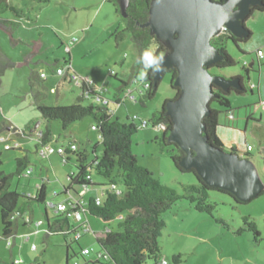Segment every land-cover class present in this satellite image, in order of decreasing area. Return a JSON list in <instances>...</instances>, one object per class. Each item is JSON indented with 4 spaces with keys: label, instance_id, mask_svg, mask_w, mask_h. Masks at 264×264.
Returning <instances> with one entry per match:
<instances>
[{
    "label": "rangeland",
    "instance_id": "374dc122",
    "mask_svg": "<svg viewBox=\"0 0 264 264\" xmlns=\"http://www.w3.org/2000/svg\"><path fill=\"white\" fill-rule=\"evenodd\" d=\"M7 1L21 9L22 18L21 23L13 33V38L16 39L14 44H10L9 37L0 30V53L8 59L22 61L30 50L31 40L39 41V54L34 56L39 57L46 63V65L42 64L39 67H42L48 73L47 82L49 84L46 81L45 83L38 81L36 72L29 79V84L27 75L32 70L29 64L7 69L0 76V127L5 129L13 126L25 133H28L29 129L37 123H40L42 128L44 121L35 107L36 104L34 106L29 103L30 99L35 100L36 97L39 98L41 103L47 105H71L75 103V97L79 94L80 88L74 83L64 81L58 89L50 86V80L53 78L50 75L52 74L51 70L55 69L53 61L55 59L59 62L61 64L59 67L63 65L64 58H68L63 46L70 38L77 39L71 50L73 70L81 75H86L96 84L104 85L107 88L108 92L104 95L110 100L108 107L111 111L115 110L117 115L111 114L113 118L118 117L119 121L125 122L129 121L128 117L136 114L138 119L148 120L152 112L162 108L165 99L173 98L175 92L170 86L171 76L169 73H165L158 81L154 97L147 101L145 106L139 103L140 97L137 90L141 88V82L136 81V79L135 82L128 85L133 90L132 93L136 96V99H123V91L118 93L120 99L123 100L121 104L113 102L117 87L120 86L119 80L128 82L127 79L131 78L133 74V65L137 58L136 49L128 36L123 41H116L114 37L115 32L121 30L124 26L120 12L115 10L119 5L118 0H50L42 4L29 0ZM9 15L4 16L8 17ZM245 25L251 31V37L246 43L238 46L244 54L237 50L235 44L228 42L225 51L234 59V65L224 70L209 69L210 73H219L222 76L237 73L243 78L242 83L244 85L246 75L242 69L243 63L248 64L253 58L255 59V53L258 50L264 55V12L252 11L245 20ZM19 38L22 40L18 41ZM250 69L256 72V63L255 67L252 66ZM111 70L117 72V75L110 76L109 72ZM139 70L136 72L138 73ZM250 76L251 79H248V82L249 84L253 83L254 93H256L258 75L250 73ZM32 86L37 87L38 96L35 94L36 89H33ZM261 86L264 88V78ZM32 92L35 93L32 94ZM246 94L236 95L234 93L229 95L228 99L231 106L242 108L244 106L241 103L244 102H249L248 105H254L256 98L252 97L253 95L250 96L248 91ZM90 103L91 101L87 99L81 101V104L86 106ZM236 103L241 105L237 106ZM212 106L218 107L216 104H212ZM83 120H86L89 124L93 123L90 118L85 117ZM27 123L28 125H26ZM136 123H138V120ZM53 124H58L59 129L61 128L59 122L55 121ZM89 124L86 130L83 127L81 128L85 133L87 131L89 143L86 142L87 138L85 136L84 139L76 141V144L80 148L87 149L86 151L89 153L88 161H91L95 155L100 156L101 145L100 143L94 145L97 141L98 132L90 130ZM163 126V124H158L152 128L149 123L145 128L134 133L131 137V150L136 157L137 164L147 167L154 179L181 193L182 184L187 185L196 182L195 175L177 170L172 164L167 151L160 150L154 139L160 135ZM35 130H32L33 134L36 132ZM19 136V134L10 133L8 137L10 140L6 143L0 142V171L3 173L14 171L13 160L7 159V157L17 153V149H5V144L13 147V140L18 139ZM251 145L253 144L251 143ZM254 146L251 154L256 156L257 149ZM95 148L96 154L93 153ZM28 155L33 169L32 175L26 178L13 177L10 190H16L20 193L21 189L24 188L23 185L27 184L26 187L33 190L34 184L41 179L37 176L40 165L43 164L44 168L50 166L47 159L38 158V155L36 157L33 149ZM55 157L57 158L58 155L53 154L52 158ZM242 157H248V155H242ZM254 160L252 163L264 185L262 162L257 159ZM52 167L61 172L59 158L54 159ZM53 169L51 170V178H54L53 173L55 171ZM61 173L62 181L69 183L68 178L65 176L66 173ZM91 175L95 180H104L95 172H92ZM46 186L48 196L49 191L54 188L56 189L54 190L55 193L62 190L60 183L57 186L56 184L53 185L50 179L49 183L46 182ZM118 188L123 189L121 184H118ZM208 196L209 201L215 203V209L211 215L196 211L189 202L183 199L176 201L170 209L162 214L165 226L162 229L158 244L161 257L165 263L173 264L171 261L173 255L179 253L181 254L179 264H264V193L251 201L240 204L235 203L233 198L217 192H210ZM19 202H21V198ZM43 206V204L34 202L31 206L34 210V219L42 233L35 237L31 234L30 239L27 241L14 239V244L11 247H6V241L1 239L0 264H11L13 259H16L20 264H64L65 248L62 246V239L50 236L44 237ZM48 215L51 216L50 211H48ZM242 216H249L250 220L256 224V230L258 233L260 232L258 236H254L248 230L236 233L238 228L244 227L241 220ZM215 219L223 220L228 224V227L216 223ZM93 221L104 224L99 219H93ZM104 225L110 229H116L117 219H113ZM92 231H95V229H92ZM93 237L95 236L92 232L88 233L81 237L80 242L85 243L87 240H92L90 254L85 257L95 260L97 246L95 244L96 239ZM10 240L13 239L10 238ZM32 246L35 248V252L30 250ZM71 246L74 251L77 250L75 244L71 243ZM73 261L70 260L69 264H72ZM78 261L81 262V260ZM151 263L148 259L145 262V264Z\"/></svg>",
    "mask_w": 264,
    "mask_h": 264
},
{
    "label": "trees",
    "instance_id": "16d2710c",
    "mask_svg": "<svg viewBox=\"0 0 264 264\" xmlns=\"http://www.w3.org/2000/svg\"><path fill=\"white\" fill-rule=\"evenodd\" d=\"M32 2L47 3L50 0H29ZM151 0H129L128 7L125 10V17H122L123 28L115 32V40L123 41L126 36L130 38L134 45L137 56L139 52L148 46H158V51L168 52L167 47L158 41L147 27H141L148 19V10L150 8ZM263 6L253 7L252 11L264 12V0H262ZM119 5L115 10L119 11ZM252 13V12H251ZM10 14L8 17L4 16ZM250 15V14H249ZM22 11L17 6L12 5L7 0H0V30L5 32L9 37L10 44H14L16 39L13 38V33L21 23ZM251 37V31L248 29V35L244 39L225 31L218 34L211 39V44L215 47L222 60L213 64L211 67L224 70L234 65V59L230 57L225 47L228 42H232L236 45L237 50L244 54L238 46L242 43H246ZM76 39V38H75ZM71 40V38H70ZM69 40V41H70ZM68 41V42H69ZM77 41V39H76ZM74 41L70 44V49L76 43ZM67 42V43H68ZM66 43V44H67ZM65 44V45H66ZM63 46V48L65 47ZM70 53V52H69ZM67 54L68 58H64L63 63H69L70 54ZM17 64L14 61L9 60L3 54L0 53V76L5 73L7 69L14 68ZM242 69L245 78V85L242 83V77H240L242 90L236 91L229 88L227 92L221 90L219 87H212L215 97L209 102V115L204 119L205 131L204 135L208 137V140L212 145L217 146L222 150H229L234 153L236 151L233 147L226 148L218 139L215 128L218 125V118L222 115H226L229 118H233L234 112L237 109L232 108L228 96L235 93L236 95H244L248 92L251 93V85L248 82L249 73L253 70L248 67L245 62L242 65ZM264 67V62L257 65V69ZM140 66L136 63L133 65V75H135ZM251 70V71H250ZM55 72V70H54ZM165 73L170 74V86L172 79L176 76L174 69L168 70ZM153 74L149 73L148 78L143 82H148L149 87L139 97V103L145 106L146 102L154 97L157 87H153L151 77ZM33 77V75H32ZM39 78V75H38ZM41 79V78H39ZM120 86L117 87V92L114 95L115 102H119V92H123L128 88L129 82L120 81ZM158 84V83H157ZM175 94L174 99L179 91L177 88L172 87ZM39 94L38 92L35 93ZM34 94V95H35ZM38 96V95H37ZM35 98V97H34ZM168 99H165L162 103L160 110L151 113L148 122L152 128L158 124H163L162 131L158 137L154 140L157 142L160 150H166L169 158L171 159L174 167L179 171H184L178 167L177 161L183 155V152L177 148L174 144H168L166 137L168 131L172 127L169 122V118L164 115V104ZM35 104L40 116L47 121L46 126L40 131L41 136L36 144V148L39 144L49 142L52 138L51 130L48 123L51 121L59 122L62 129H66L71 124L83 120L85 117L90 118L98 134L100 135L101 154L99 157L88 161V151L85 149L75 152L76 172L72 175H68L69 186L70 185H92V182L86 181V177L92 172H95L98 176H101L105 184H102L103 188L101 202L95 203V199H90L86 204V211L88 215L100 218L102 221H111L117 219L116 229H109L104 232L102 238H98L96 241L97 252L96 254L106 255V264H145L148 259L151 264H160L163 260L160 253L159 238L162 233V229L165 226V221L162 214L171 208V206L178 200L183 199L196 210L208 215L214 211L215 203L209 201L208 194L210 192H217L222 195L231 196L230 193L217 189L216 187H210L203 184L193 170L184 171L185 173H192L195 175L196 182L192 184H182V192L179 193L175 189L167 187L159 183L152 177L151 172L136 162V157L131 150V137L134 133L142 130L139 128V124L136 123L131 117H128L129 121H119L118 118H113L107 113L106 107L100 104L83 105L81 103H75L72 105H47L41 103L39 98H35ZM212 104H216L218 107H213ZM32 128V127H31ZM30 128V129H31ZM2 131L0 127V132ZM37 132V130H35ZM32 134V133H31ZM248 150V147L247 149ZM245 155L252 157L249 152ZM264 164V156L262 157ZM15 168L11 173H3L0 171V228L1 236L3 240L12 237L16 231L17 218L12 216L17 210L19 213H24L30 210L29 202L20 204L19 199L26 197L30 201L46 205L45 199V187L40 186L35 191L34 196L21 195L16 190H10L13 177H24L29 173V158L28 155L17 157L14 160ZM118 184H121L123 189L118 188ZM115 185L118 189H112L111 186ZM67 189V188H64ZM69 189H71L69 187ZM264 189L258 195H262ZM237 204V202L233 199ZM43 215L46 221L47 233L51 235L63 236L66 242L64 244L67 251H71L70 244H67L69 240L68 235H71L74 225L70 224L67 218L62 215L52 216V220L47 217L45 207L43 208ZM122 215V216H120ZM120 216V218H119ZM119 218V219H118ZM241 220L244 227L238 228L237 234L248 230L252 232L254 236H258L259 233L256 230V224L250 220L249 216H242ZM216 223L222 224L228 227L223 220H216ZM72 241V240H71ZM81 259L82 264H95L97 258L93 261L86 262L82 253L72 252L71 255L65 256V264H68L70 260ZM102 260V258H99ZM173 264H179L181 261V254L173 255L171 259ZM166 264V263H165Z\"/></svg>",
    "mask_w": 264,
    "mask_h": 264
},
{
    "label": "water",
    "instance_id": "95a60500",
    "mask_svg": "<svg viewBox=\"0 0 264 264\" xmlns=\"http://www.w3.org/2000/svg\"><path fill=\"white\" fill-rule=\"evenodd\" d=\"M128 2L118 0L122 17ZM262 6V0H151L148 19L141 26L168 49L162 71L151 77L153 87L166 71H176L171 86L179 94L163 108L172 125L166 141L183 152L178 167L193 170L203 184L230 193L240 203L255 199L264 185L249 157L219 149L203 134L209 102L215 97L212 87L242 90L240 77L210 73L211 66L223 59L211 39L224 28L239 39L246 38L245 20L253 7Z\"/></svg>",
    "mask_w": 264,
    "mask_h": 264
},
{
    "label": "crops",
    "instance_id": "0c3cea01",
    "mask_svg": "<svg viewBox=\"0 0 264 264\" xmlns=\"http://www.w3.org/2000/svg\"><path fill=\"white\" fill-rule=\"evenodd\" d=\"M20 40H22V39L19 38L18 41H20ZM30 43H31L30 44V50H29L27 56H25V58L22 61L21 60L14 61L12 59H9V60L14 61L17 64L15 67H23V66H25L27 64H29L31 66L32 70H30V73H28V75H27V79H28V83L29 84H30V80L29 79L32 77V75H34L35 72H36L35 74H36L37 78H38V75L40 73H45V78H43V79H39L38 78V81H43V83H45V81L47 82V80H48L47 79L48 78V75H47L48 73L45 72L42 69V67H39V66L42 65V64L46 65V63H44V61H42L39 57L34 56V55L39 54V47H40L39 41H35L33 39V40H31ZM71 50H72V48L70 49V53H69L70 54L69 55L70 56L69 64L71 65V68L73 70L72 63H71V58H72L71 57ZM252 61H254L256 63V66L259 63L262 62V61L258 60L256 58V56H255V59L253 58L250 61V63ZM255 63L252 65L253 67H255ZM53 64H54L55 69L57 67H59V65H61L59 62L55 61V59L53 61ZM263 69H264V67L260 68L259 70L257 69L256 72L252 69L253 71L250 72V73H253V75H258L256 93H254L253 83H250L252 89H251V93L249 92L250 96L253 95L252 97L256 98L254 100V103L255 102L256 103L254 105H248L249 102L241 103L242 106H244V107L236 108L237 112H234L232 119L227 118L226 115H222L220 118H218V125L215 128V133H216L218 139L220 140V142L223 144V146H225L226 148L233 147L234 150L236 151V153L241 155V156L245 155L246 152H249L251 154V150L254 149L253 145H255L254 146L255 149H257L256 156H253L251 154L252 157H249V158L252 160V162L255 161L254 159H257V160L261 161L262 162V170H264V164H263V160H262V157L264 156V105H263L264 88L261 86V82H262V80L264 78V70ZM54 70H51L52 74H50V75L53 78L50 80V86H54V88L56 87L55 89H58V87L60 86L61 83H63L64 81H70V80L67 77H61V76L57 77L55 75ZM74 72L77 73L76 71H74ZM250 73H249V79H251ZM77 74L79 76L87 77L86 75H81L79 73H77ZM116 75H117V72H116ZM135 76H136V74L135 75L132 74L131 78L127 79L129 84L131 82H135ZM224 76L225 77H235V76L237 77L239 75L237 73H235V74H231L229 76H226V75H224ZM88 79H90V78H88ZM90 80L93 81L92 79H90ZM123 82H127V81H123ZM47 83L49 84V82H47ZM32 87H34V86H32ZM33 89H36L35 92H37V87L36 86ZM81 91L82 90L80 89L79 94L76 95L75 103H78V102L81 103V101L83 99H87V98L81 96ZM35 92H32V94L35 93ZM244 95H247V94H244ZM87 100H90V99H87ZM29 103H31L33 105L35 104L34 100H32V99H30ZM123 103H125V102H123ZM90 104H93L92 101H91ZM119 104H121V103H119ZM236 104H237V106L241 105L239 103H236ZM53 106H59V105H53ZM112 111H113L112 114L116 115V111L115 110H112ZM116 118H118V117H116ZM43 121H44V123H43V127L42 128L40 127L41 124L37 123V129H36L37 132L42 131L44 129V127L46 126L47 121L45 119H43ZM53 123H54L53 121L48 123V126H49V128L51 130V134H52V138L50 140L52 145H54V146H65L68 143H73V144L76 145L78 150L85 149L84 147L83 148L78 147V145L76 144V141H80L81 139H84L85 136L87 138V131L85 133L84 130L87 129L89 123H87L86 120H81L80 122H76L74 124H71L66 129H62V128L59 129L58 124L56 125V124H53ZM26 125H28V123ZM91 126L92 125L89 124V129L90 130H92ZM82 127L84 129L83 131L81 129ZM1 129H2V131L0 132V139H1V137H3V140H0V142L3 141V143H6V141L10 140L8 138L10 133H16V134L20 135L19 137H17L18 139L13 140V145H15V146L11 147V148L17 149V153L16 154H12V155L7 157V159L13 160V163H14L13 167L14 168H15V162H14L15 158L22 157L24 155H28V153L31 152V149H33V151H34V153H35V155L37 157V153H36V137H35L36 132H34V134H33L32 133V129H29L28 133H25L24 131H20V129H17L16 127H13V126L12 127L11 126L6 127L5 129L3 127H1ZM93 131H95V130H93ZM4 132H6V133H4ZM19 138L23 139V140H20ZM99 141H100V139H99V136H98L97 137V141H95L96 143L94 145L96 146L99 143ZM86 142L89 143V139L88 138H87ZM251 143L253 145H251ZM5 145H7V144H5ZM247 147H249L248 150H246ZM85 150H87V149H85ZM95 150H96V148L93 149V153H95ZM75 157H76V153L68 154L65 164H62L61 161H60L61 172H65L66 173L65 176L67 178H68V175H72V174H74L76 172V168L74 166ZM57 158H59V160H60V156L59 155H58ZM57 158L55 157L54 159L56 160ZM94 158H97V155H95ZM42 159H47V162L49 163L50 166L44 168V165L41 164L40 167H39V173L37 174V176H39V178H41L40 181H37L34 184V189L33 190H29L26 187V186H28V184L27 185H23L24 188L21 189L19 194H21V195L25 194L26 196H33V194L35 195L36 189H38L40 186L44 185V187H45V190H44L45 191V199H46V201L51 202L53 204H57L58 202L62 201L66 197L65 193L67 191L70 192L77 199L83 200L84 203H86V204L88 203V201L90 199H95V198H98V197L101 199L102 194H103L102 193L103 188L101 187V185L105 184L106 181H104V180L102 181L101 179H97V180L93 179L91 177L92 176L91 175L92 173H91V174H89V176L91 178L92 185H89L88 189L86 191H82L81 190V185H78V186L70 185L69 186L68 182L64 183L62 181V179H61V174L62 173L57 171V170H55V169H53L54 167H52L54 165V159L52 158V154L50 156H47V157L42 158ZM72 160H73V164H72ZM0 163H1V161H0ZM69 166H71V167H69ZM72 166H73V168H72ZM66 167H68V168L66 169ZM51 168L55 171L53 173L54 174V178H51V173H52L51 172V170H52ZM44 171H45V173H44ZM32 173H33V169L31 167V163H29V173H28L27 176H24V178L29 177L30 175H32ZM43 173H44V175H42ZM42 176H44V177H42ZM49 179H50V182L53 183V185L56 184V186H57V184L60 183L62 185V190H60V192H58V193H55L54 190H56V189L54 188L53 190L49 191V196H48L47 193H46V190H47L46 182L49 183ZM25 183H26V181L24 182V184ZM27 183H29V182H27ZM69 187L71 189H69ZM64 188H67V189H64ZM26 202L27 203L29 202L30 210L25 211L23 214L25 216H29L30 219H31V222L26 223V221L24 220L23 217L22 218H18L17 222H16L17 226H16L15 234L11 237V239H13L11 241V245L10 246L6 245V247H11L14 244V239H18V240L24 241L23 239H24L25 235H29V239H30V235L31 234L35 237V236L39 235L40 233H42L41 230L38 228V225H36L37 223H36V221L34 219V215H33L34 210L31 207L32 206V201H30L26 197H21V202H19V203L23 204V203H26ZM44 207H45V211L47 213V217L50 218V220H52L53 211H52L51 207H47L46 205H44L43 208ZM48 211H50L51 216L48 215ZM43 212H44V210L42 209V214H43ZM93 219H99L100 220V218H96V217H93V216H90V215L86 214V220L88 221L90 228L91 229H95V231H93V236H95V237H93V238H95L96 241H97L98 238L100 239V238H102L104 236V232L105 231L110 229L109 227H106L104 225L105 223L107 224L110 221H102V220H100V221H102L104 223V224H101L100 222L93 221ZM44 220H45V217H44ZM45 223H46V221H45ZM70 224L75 226V224H73V222L70 223ZM44 228H45V236H44L45 238H47L48 236H50V237H59V238L62 239V241H63L62 246L65 248L64 244L66 242L64 241L65 239L63 238V236H59V235H55L54 236V235H51L50 232L47 233L46 224L44 225ZM87 234L88 233H86V234L82 233L81 237L84 236V235H87ZM81 237L78 240H74L72 235H68L69 240H67V244H70L71 251H67L66 248H65V256H67L68 254L71 255L72 252L80 253L82 249L83 250L84 249H89L90 250V247H91L90 245H91V241L92 240H87V242L81 243L80 242ZM1 239H2V236H1V232H0V240ZM96 241H95V244H96ZM71 243L76 245V247H77L76 251L73 250V248L71 246ZM30 250H32L31 247H30ZM33 252H35V251H33ZM65 256H64V264H65ZM78 260H81V259L79 258V259H77V261ZM84 260L86 262L93 261L91 258H86V257H84ZM15 261H16V259H13L11 264H20V262H17V261L15 262Z\"/></svg>",
    "mask_w": 264,
    "mask_h": 264
},
{
    "label": "built area",
    "instance_id": "2783aa9c",
    "mask_svg": "<svg viewBox=\"0 0 264 264\" xmlns=\"http://www.w3.org/2000/svg\"><path fill=\"white\" fill-rule=\"evenodd\" d=\"M225 28L222 29V33L225 32ZM74 41H76L75 38H71V40L65 45V47L63 48L65 53H69L70 52V44L71 42L73 43ZM255 56L258 60L264 62V55L263 53L258 50L255 53ZM55 75L56 76H61V77H67L72 83H74L75 85H77L82 91H81V96L90 99L92 101V103L94 104H100L103 105V107H106L107 109V113L109 115L112 114L113 111H111L108 107L109 105V99L105 97V93L108 92L107 88L104 85H98L96 83H94L93 81H91L90 79H88L87 77L84 76H79L77 73H75L72 68L71 65L69 63H63V65L61 67H57L55 69ZM109 75H116V73L111 70L109 72ZM39 78L43 79L45 78V73H40L39 74ZM149 87V83L148 82H141V88L138 89V95H142L143 93H145V91L148 89ZM133 90L130 89V87L126 88L123 92V99L125 98H130V99H136V96L132 93ZM119 102H115V99L113 98V102L116 104L121 103L120 97L118 98ZM263 105H264V101H263ZM134 121L137 122L138 120V124H139V128L143 129L145 128L149 122L146 119H138V117L136 116V114H133L130 116ZM229 118H231V115H229ZM92 130H96L95 126L92 125L91 126ZM97 131V130H96ZM41 136L40 132H36V144L38 143V140ZM99 139H100V135L98 134ZM0 140H3V137H1ZM15 146V145H14ZM11 146L10 145H5V149H10ZM249 148V147H248ZM77 151V147L75 144L73 143H68L65 146H54L52 145V143L46 142L44 144H39L38 147L36 148V153L38 155V157L40 158H45L47 156H50L51 154H57L60 156V161L62 164H65L66 160H67V156L68 154H73ZM86 181L91 182V178L90 176L86 177ZM89 185H84L81 184V190L82 191H86L88 189ZM112 189L117 190L118 193V189L115 185L111 186ZM66 197L58 202L57 204H53L51 202L46 201V206L47 207H51L53 214L54 215H62L63 217L67 218V220L69 222H73V224H75V228L72 230L71 235L73 236L74 240H78L81 237V234H86V233H93L92 229L89 226L88 221L86 220V203H84L83 200L77 199L76 197H74L70 192H66ZM34 196V194H33ZM101 202V199L95 198V203L99 204ZM24 218V220L26 221V223L31 222V219L29 216H25L23 213H19L17 212V210L14 212L12 219L13 218ZM37 225V224H36ZM47 231V230H46ZM48 232V231H47ZM11 237L6 238V245L10 246L11 245ZM29 239V235H25L24 236V241ZM31 249L33 251H35V248L32 246ZM81 253L83 256H87L90 254V250L89 249H82ZM102 258V260H100L99 258ZM106 255H101V254H97V261L95 262V264H106ZM16 262V261H15ZM72 264H81L79 261H73ZM160 264H165V261L162 260L160 262Z\"/></svg>",
    "mask_w": 264,
    "mask_h": 264
},
{
    "label": "clouds",
    "instance_id": "9594fccd",
    "mask_svg": "<svg viewBox=\"0 0 264 264\" xmlns=\"http://www.w3.org/2000/svg\"><path fill=\"white\" fill-rule=\"evenodd\" d=\"M165 55L166 52L158 51V46H148L142 49L136 58V63L140 66L135 77L136 81H145L149 73L153 75L160 73L163 69Z\"/></svg>",
    "mask_w": 264,
    "mask_h": 264
}]
</instances>
